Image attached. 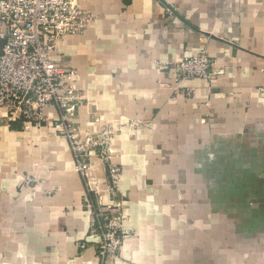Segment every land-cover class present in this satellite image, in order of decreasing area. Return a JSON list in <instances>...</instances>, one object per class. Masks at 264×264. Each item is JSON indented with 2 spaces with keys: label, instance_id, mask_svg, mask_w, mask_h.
<instances>
[{
  "label": "crops",
  "instance_id": "crops-1",
  "mask_svg": "<svg viewBox=\"0 0 264 264\" xmlns=\"http://www.w3.org/2000/svg\"><path fill=\"white\" fill-rule=\"evenodd\" d=\"M170 1L172 14L159 0H85L90 24L58 44L76 72L75 127L98 131L99 117L120 128L115 195L103 159L92 157L89 171L101 199L129 209L125 225L135 236L117 264H186L183 221L170 213L180 192L202 194L197 208L216 207L215 192L233 201L260 193L264 202L263 185H214V158L233 168L218 171L226 177L238 161L264 167V0ZM199 52L212 62L211 77L178 83L172 64ZM48 111L53 122L41 128L0 117V264H99L91 236L99 196L53 127L59 113ZM247 200L243 207H257Z\"/></svg>",
  "mask_w": 264,
  "mask_h": 264
},
{
  "label": "built area",
  "instance_id": "built-area-1",
  "mask_svg": "<svg viewBox=\"0 0 264 264\" xmlns=\"http://www.w3.org/2000/svg\"><path fill=\"white\" fill-rule=\"evenodd\" d=\"M84 1L0 0V39L5 40L0 54V117L9 122L21 121L26 128H41L53 122L48 110L54 107L59 113V127L69 134L75 170L103 204L95 180L89 177L91 158L100 155L104 147L101 140H107L120 128L103 124L98 131L83 132L75 127L73 119L81 104L79 91L74 86L76 72L58 56L59 42L83 32L93 19ZM211 66L209 56L199 52L183 56L171 68L179 83L210 78ZM185 93L189 95L190 89ZM121 171L117 163L108 166V191L112 195L118 189ZM26 180L35 181L30 176ZM112 202L120 205L118 200ZM106 210L102 206L99 215ZM93 219L98 227L91 228V236L103 259L116 249L120 237L112 218L105 217L108 224L96 217ZM102 227L104 230L99 234Z\"/></svg>",
  "mask_w": 264,
  "mask_h": 264
},
{
  "label": "rangeland",
  "instance_id": "rangeland-1",
  "mask_svg": "<svg viewBox=\"0 0 264 264\" xmlns=\"http://www.w3.org/2000/svg\"><path fill=\"white\" fill-rule=\"evenodd\" d=\"M159 2L160 7L165 12L170 14L174 13L176 7L173 2L170 0H159ZM96 121L102 122L101 126L103 124H111L115 127L116 124V121H106L104 118L100 120L99 117H96L95 122ZM56 122L57 123L53 124V127L57 128L58 134L70 140L66 130L59 127L61 126V122L59 120ZM116 133L111 134L110 138L107 140H101L104 147L101 149L99 156L104 159V163L107 165V179L109 164H120L116 160ZM238 162L241 164V168L235 167V174L232 172L233 176L226 177L218 175V171L222 173V170H224V172L226 170L231 171L233 168H226L222 161L221 166L217 159L214 158V185L223 186L221 184H225L228 185V187H240L241 184L254 183L259 186H264V167L259 168L254 160ZM238 162H235V166ZM178 174L179 173H177V175ZM191 179V177L183 178L182 183H190ZM175 180L179 183L178 181L181 180V178L179 176L172 178V181L175 182ZM94 185L98 188V183L95 182ZM238 194L242 195V193ZM225 195L231 198V193H214L216 200L214 204L216 207L213 208H197L194 206V200L200 201L199 198L202 194L196 199L194 194L180 192V196H177L175 200H173L170 213L172 217L175 216L174 218H181L180 220L183 221V223L180 228L185 229L187 236L186 264H264V202L260 201L262 194H248V200L245 198L239 201L227 200L224 198ZM206 196H208V194L204 193V199ZM246 200L249 204L255 203L257 207H243ZM118 201L120 205L113 202L111 203V200L105 201L102 199L103 204H100L97 199V202L95 201L94 204L95 217L100 220L101 223L104 222L107 224L108 220H106L105 217L108 216L109 219L112 218L113 223L117 226L118 235L120 237L116 249L112 250L110 254L103 259L100 257L96 246V257L99 260V264H117L121 258L122 248L126 239L135 236V232L125 225L126 221L130 218L129 209L126 203H124V200ZM199 201H196L198 205L201 203H199ZM102 206L107 207V210L105 214L99 215V209ZM161 211L162 210L159 212ZM103 230L104 227L98 230V233L101 234ZM198 254L202 256V261L198 258Z\"/></svg>",
  "mask_w": 264,
  "mask_h": 264
},
{
  "label": "water",
  "instance_id": "water-1",
  "mask_svg": "<svg viewBox=\"0 0 264 264\" xmlns=\"http://www.w3.org/2000/svg\"><path fill=\"white\" fill-rule=\"evenodd\" d=\"M4 39H0V54L2 53V47H3V44H4Z\"/></svg>",
  "mask_w": 264,
  "mask_h": 264
}]
</instances>
